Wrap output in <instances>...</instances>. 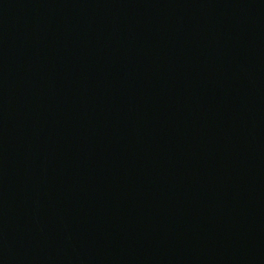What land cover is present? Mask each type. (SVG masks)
<instances>
[{"label": "water", "instance_id": "water-1", "mask_svg": "<svg viewBox=\"0 0 264 264\" xmlns=\"http://www.w3.org/2000/svg\"><path fill=\"white\" fill-rule=\"evenodd\" d=\"M0 264H264V0H0Z\"/></svg>", "mask_w": 264, "mask_h": 264}]
</instances>
